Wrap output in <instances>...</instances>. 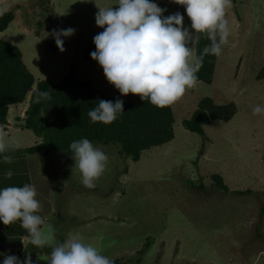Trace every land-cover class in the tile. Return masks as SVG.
<instances>
[{"label":"rangeland","instance_id":"rangeland-1","mask_svg":"<svg viewBox=\"0 0 264 264\" xmlns=\"http://www.w3.org/2000/svg\"><path fill=\"white\" fill-rule=\"evenodd\" d=\"M43 1L0 0V15L15 11L0 39L20 47L37 82H57L75 63L79 76L92 80L101 93L118 92L99 63L83 57L84 49L103 31L95 22L96 3L115 8L116 0ZM153 2L165 9L164 16L184 15L185 27L194 34L183 6L174 0ZM24 6L27 20L20 10ZM226 18L231 35L218 57L214 81H197L172 105L175 138L170 142L144 150L138 161L119 153L118 144L94 143L108 156L94 188L81 183L73 157L64 152L49 158L34 153L30 164L28 156L16 155L0 167L2 173L17 174L8 178L14 185L36 186L42 211L52 209L44 228L54 230L58 242L77 234L117 260L115 264H264V114L252 112L256 105L264 106V78L257 79L264 65V0H231ZM68 28L75 32L60 37L64 51L57 46L50 52L53 30ZM206 96L219 104L234 101L237 105L230 121L215 120L205 126L207 140L183 123ZM127 98L141 101L135 94ZM13 116L21 120L25 113ZM25 137L22 128L10 135ZM25 170L26 175L18 177ZM215 173L222 175L229 191L216 186ZM246 189L253 192L234 193ZM18 222L0 221V232L7 238L10 233L28 234ZM148 238L151 246L142 255L139 250ZM32 249L28 242L21 255L0 254V262L6 255H15L21 262L31 256L32 264H47L50 253L34 256Z\"/></svg>","mask_w":264,"mask_h":264},{"label":"clouds","instance_id":"clouds-1","mask_svg":"<svg viewBox=\"0 0 264 264\" xmlns=\"http://www.w3.org/2000/svg\"><path fill=\"white\" fill-rule=\"evenodd\" d=\"M174 2L185 8L194 34L185 27L184 15L176 12L164 16L165 9L153 0H116L114 5L118 7L115 8L96 3L99 11L95 22L104 30L94 36L96 50L90 54L92 59L99 63L107 81L122 95H139L143 101L158 108L172 106L193 88L204 57H220L231 35L230 22L226 18L231 0ZM74 32L73 28L53 30L61 51H64V41L60 37L71 36ZM201 34L210 44L196 54L194 45L199 42ZM50 98V93L38 92L35 102ZM123 111V100L99 99L88 116L93 124H111ZM252 112L253 115H262L264 106L256 105ZM19 147V140H8L5 133H0V153ZM70 150L81 183L94 188L95 181L107 167V154L87 138L71 142ZM3 159L6 163L12 162L7 155ZM6 176H12L11 170ZM37 195L34 184L0 188V221L4 225L19 221L28 233L29 243L37 248L50 247L47 264H114L100 249L86 243L77 234H70L63 242H58L55 231L44 228L45 218L39 214L42 204ZM3 264H32V260L28 256L21 262L15 255H6Z\"/></svg>","mask_w":264,"mask_h":264},{"label":"trees","instance_id":"trees-1","mask_svg":"<svg viewBox=\"0 0 264 264\" xmlns=\"http://www.w3.org/2000/svg\"><path fill=\"white\" fill-rule=\"evenodd\" d=\"M45 1L48 0L43 2ZM14 19V10L3 12L0 15V31L5 30ZM209 44L210 41L201 34L196 44V54L201 53ZM56 47V42L52 40L50 52H55ZM95 50L96 46L93 42L84 49V59L91 60L90 54ZM217 60L218 57L214 55L204 57L202 67L197 73V81L206 83L214 81ZM263 78L264 65L257 74V79ZM42 91L50 93L51 98L36 103L35 96ZM29 95V106L25 116L20 119L23 120L22 126L33 130L41 140L29 147L27 152L40 153L44 158H49L55 152H64L72 156L71 142L87 138L93 143L118 144L119 153L138 161L144 150L163 145L175 138V116L172 106L158 108L142 99L139 103H133L127 98L128 95H122L119 91L114 95H105L94 86L92 80H84L79 76L75 63L71 64L59 81L42 79L37 82L23 60L20 47L0 39V127L9 124L10 105L23 103ZM99 99L113 102L117 99L123 100L124 111L115 122L111 124L91 122L88 112L98 104ZM236 112L237 105L234 101L219 104L212 97L206 96L200 100L198 107L189 118L183 120V123L187 129L207 140L209 137L205 131L206 125L215 120L228 122ZM125 170L127 172L128 168ZM213 177L219 189L224 192L230 190L221 174L215 173ZM200 186L203 187L202 184ZM252 192V189L234 190V193L242 195ZM262 211L264 213V206ZM151 243L148 238L139 253L145 254ZM43 252L50 253L51 248L33 246L30 254L35 256ZM139 261L140 259L137 260ZM115 263L117 260H114Z\"/></svg>","mask_w":264,"mask_h":264},{"label":"crops","instance_id":"crops-1","mask_svg":"<svg viewBox=\"0 0 264 264\" xmlns=\"http://www.w3.org/2000/svg\"><path fill=\"white\" fill-rule=\"evenodd\" d=\"M28 106H29V98L23 103H16V104H11L10 105L9 115H8L9 124L7 126H1L0 127V132L6 134V139L11 140L12 138H10V135L12 133H14L15 130H20V128H22V129L26 130V137L24 139H20V138L17 139L20 142V147L19 148L9 150L6 153H0V167L2 165L6 164V162L3 159L4 155L9 156L11 159L15 158L16 155H18V156H28L26 158V161L29 160V164H30V161H31V158H32V154L27 152V149L29 147H31L32 145L36 144L37 142H39L41 139L32 130L27 129V128L22 126L23 120L22 121L18 120V117H17V120H16V118H14V116H13L14 112H16L17 114H21L22 112L25 113V111L28 108ZM20 117L22 118L23 116H20ZM14 120L17 121V122H15ZM20 150H22V152H20ZM8 171L9 170H6L5 172L2 173V169H0V188L7 187V186H17V184L14 185L15 184L14 181H9L10 180V179H8L9 177L6 176V173ZM26 171L27 170H25L24 172L20 171L19 174H18V177L21 176V175H23V176L26 175V173H27ZM11 172H12V174L14 173L13 170H11ZM12 176L16 177L17 174L16 175H12ZM5 178H7V179H5ZM51 212H52V209L49 210V211L48 210L47 211H42V209H41V211L39 212V214L42 217L45 218V223H47L50 220V216H49L48 213H51ZM9 236H11L10 238L8 237L9 239H19L18 237H20V239L22 241H24V248H25V244L28 243V234L22 233V235L20 236L18 233L17 234L16 233H10ZM8 253H9V251L0 252V254H8ZM12 254H17V253L15 252V253H12Z\"/></svg>","mask_w":264,"mask_h":264},{"label":"water","instance_id":"water-1","mask_svg":"<svg viewBox=\"0 0 264 264\" xmlns=\"http://www.w3.org/2000/svg\"><path fill=\"white\" fill-rule=\"evenodd\" d=\"M20 10L24 16V18L27 20V7H20ZM11 252V253H17L22 254L24 251V244L21 239H9L5 238L4 234L0 232V252Z\"/></svg>","mask_w":264,"mask_h":264}]
</instances>
